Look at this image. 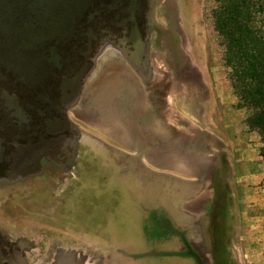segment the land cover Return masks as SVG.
I'll list each match as a JSON object with an SVG mask.
<instances>
[{
    "label": "rangeland",
    "instance_id": "obj_1",
    "mask_svg": "<svg viewBox=\"0 0 264 264\" xmlns=\"http://www.w3.org/2000/svg\"><path fill=\"white\" fill-rule=\"evenodd\" d=\"M213 5L212 0H149L146 17L151 28L149 36L152 28L169 29L170 36L175 28L173 16H177L187 42L190 71L176 73V68L187 62L184 58L176 67L174 63L180 60H171L169 53L156 58L150 52L152 65L162 77L159 79L154 73L149 83H145L120 54L117 61H109L110 56L116 58V52L108 51L101 56L92 74L96 76L100 71L99 88L94 93L88 89L83 92L90 121L77 122L89 134L116 145L115 152L123 153L121 158L118 156L120 163L95 161L96 172L89 171L85 191L75 194L68 205L56 202L55 214L51 212L56 220L0 219V227L9 241L26 237L39 248L59 247L61 251L76 248V257L83 264H116V253L120 256L117 248L143 254L127 256L131 264H196L189 255L150 253L181 248V243H173L176 238L169 236L166 226L159 223L160 214L168 219L165 211L155 209L163 204L172 223L177 227L182 225L187 238L202 247L199 233L208 239L209 220L199 233L197 223L186 227L193 220L181 211L180 202L203 188L211 168L224 165L227 171L221 174L228 190L222 195L227 192L225 196L234 218L230 231L232 257L236 264H264V223L254 231L250 220L251 216H264V163L258 157L259 136L245 131V111L234 108L235 98L220 60L221 47L210 18ZM168 69L172 84L166 79ZM181 76L185 78L182 85ZM146 86L162 90L169 87L168 120L175 128L169 129V149L164 153L167 158L162 160H137L131 154L141 147L136 141L130 142L129 136L150 130L144 127L145 121H136L132 109L134 103L152 99ZM104 109L109 121H103ZM138 140H141L139 136ZM139 163L143 164L137 167ZM151 166L160 172H152ZM93 183L98 184L92 187ZM30 208L34 213L39 212ZM221 208L215 216L217 221ZM168 237L173 238L164 239Z\"/></svg>",
    "mask_w": 264,
    "mask_h": 264
},
{
    "label": "flooded vegetation",
    "instance_id": "obj_2",
    "mask_svg": "<svg viewBox=\"0 0 264 264\" xmlns=\"http://www.w3.org/2000/svg\"><path fill=\"white\" fill-rule=\"evenodd\" d=\"M104 1L93 0L89 5L86 0L80 12H75L74 18H70L69 0H0L1 220H7L8 217H34L36 221L41 218L56 220L51 214L56 202L59 201L62 206L68 205L75 194L85 191L89 171L96 172V169H93L95 161L103 162V159H106L114 165L116 160L120 163L118 156L121 158L123 153L115 152L116 145L89 134L77 122L90 121L87 98L83 97V92L88 89L94 93L99 88L98 79L101 73L98 70L96 76L92 77V74L97 68L99 58L105 54L99 48L105 43L104 19L113 17L112 12L104 13L101 7ZM146 12L149 14L148 9ZM173 20L175 28L170 36L169 29L152 28V35L148 39L149 49L151 55L155 54L156 58L166 57L167 53L173 61L184 58L187 62L181 68H176V73L184 74V71H190L187 42L179 27L178 17L173 16ZM109 26L111 27V24ZM112 28L115 29L113 26ZM90 29L91 50L88 45ZM106 35L108 40H117L114 33ZM120 51L116 43V50H111L116 52V58L110 56L109 61H117ZM94 53V67L90 73L81 76L85 63L89 61L88 57ZM25 60L33 64L25 65ZM41 62L43 64H39ZM180 63L181 60L174 64L177 67ZM165 72L166 79L172 84L174 81L169 69ZM180 79L179 84H184V76ZM79 83L80 91L73 98ZM146 89L147 95L152 98L145 101L149 103V109L152 108L156 116L164 118L169 87L162 90L155 86H146ZM98 147L103 150L99 151ZM125 164L130 165L127 162ZM226 171L224 165L210 169L209 177L204 181L201 192L199 191L212 193L211 200L204 206L203 211L197 210L201 208V202L189 211L183 207L186 199L180 202L181 211L187 212L193 220L192 225L187 224L186 227L190 225L191 228L197 223L199 233L207 219L210 227L219 211L218 205L220 206L218 203L213 204L217 192L215 174L219 173L220 181L217 185L218 192L222 194L228 190V183L221 174ZM97 184L90 185L94 187ZM200 199L204 201L203 197ZM31 206L39 212L34 213ZM159 223L162 227L166 226L169 236L175 235L180 241L181 248L177 254L189 255L186 252L189 246L206 264H219L217 251L221 252L228 242L227 249L232 256L230 233L227 231L223 232V244L216 248L209 229L208 239L199 233L202 247H197L187 238L182 225L177 227L172 223L170 216L167 219L160 214ZM3 230L0 227V264H13L16 261L21 264H50L61 249L36 247L29 243L26 237L9 241ZM116 251L120 252V256L116 253V264H129L126 261L141 256L128 253L122 248H117ZM80 252L82 256L85 255ZM47 256L49 258H46ZM127 256L131 258L127 259Z\"/></svg>",
    "mask_w": 264,
    "mask_h": 264
},
{
    "label": "trees",
    "instance_id": "obj_3",
    "mask_svg": "<svg viewBox=\"0 0 264 264\" xmlns=\"http://www.w3.org/2000/svg\"><path fill=\"white\" fill-rule=\"evenodd\" d=\"M212 1L210 18L221 47L220 60L235 98L234 108L245 111V131L259 136L258 153L264 163V0ZM215 176L217 192L213 204L218 203L222 208L220 220L213 219L209 227L214 248L224 242L221 231L225 229L229 234L234 224L225 196L227 192L224 195L218 192L219 173ZM227 246L228 242L221 252L217 251V261L219 264H236Z\"/></svg>",
    "mask_w": 264,
    "mask_h": 264
},
{
    "label": "water",
    "instance_id": "obj_4",
    "mask_svg": "<svg viewBox=\"0 0 264 264\" xmlns=\"http://www.w3.org/2000/svg\"><path fill=\"white\" fill-rule=\"evenodd\" d=\"M86 0H69L70 7V18H74L76 15L75 12H80L83 2ZM88 4H92L93 0H87ZM149 0H110V2L104 1V4H101L104 13L112 12L113 17H109L107 19L105 17L104 24L106 25L105 30V43L99 48L107 53L111 50H116V43L120 47V55L123 59L128 63V65L144 80L145 83H149L150 76L158 74L157 78H161V73L156 71V67L152 65V59L150 55V49L148 44V39L150 35V29L146 22L147 17V6ZM111 24V27L109 24ZM115 27V29L112 28ZM114 30L116 32H114ZM114 33L117 40L107 39V35ZM92 38V30L90 29L88 35V45L91 50V40ZM96 48V46H94ZM91 54V53H90ZM96 53L90 55L88 57L89 61L85 63L81 76L87 73H90L92 68L94 67V62ZM92 59V61H91ZM33 64L32 62H28L25 60L24 64ZM96 63V62H95ZM43 64V62L39 63ZM80 83L76 89V92L73 94L76 96L80 91ZM207 191V190H206ZM204 198V201L200 199ZM212 193L205 192L196 195L195 197L186 200L183 202V207L186 210H191L194 205L201 202V208L197 209L198 212L203 211V208L208 202L211 200ZM22 247V246H21ZM72 249V247H71ZM74 250L76 248H73ZM70 251H58L55 259L50 264H83L81 262V258L76 257V250ZM189 255H192L196 261V264H206L205 261L201 258L199 254H197L194 250H192L189 246L186 251ZM154 253L153 251L150 252ZM13 264H21V262L16 261Z\"/></svg>",
    "mask_w": 264,
    "mask_h": 264
},
{
    "label": "crops",
    "instance_id": "obj_5",
    "mask_svg": "<svg viewBox=\"0 0 264 264\" xmlns=\"http://www.w3.org/2000/svg\"><path fill=\"white\" fill-rule=\"evenodd\" d=\"M133 105H134V107H132V109L134 110V116H135L136 121H145L144 127L146 129L150 128V130L148 129L146 131H139L138 134L136 131V132H134V134L132 133L129 136L130 142L136 141V142L140 143V147H141V148H135V150L139 149L137 151L132 150L131 154H133V156L138 158L137 160L145 159V160L155 161V160L166 159L167 156H164V153L167 154L168 149H169L168 148V146H169V135H170L169 129H170V126L172 128H175V126L173 124H171L168 120V104L166 105V108H165L164 118L156 116L154 110L152 108H151V110L149 109L150 105L147 102L140 101L138 103L137 102L134 103ZM113 112H114V115L116 116V110H114ZM103 121H109V115L106 113L105 109L103 111ZM113 121H116V120H113ZM158 121H162V122H158ZM148 124H151V125H148ZM156 129H158V130H156ZM149 134L151 135L150 136L151 138L146 136ZM142 135L144 137H142ZM138 136L140 137L141 140H138ZM143 148H144V150H140ZM258 157L261 159L259 153H258ZM154 167H157V166H154ZM149 168L152 170V172H154V171L160 172V171H157L156 169H154L152 166ZM251 175H253V174H251ZM254 175L256 176L257 174H254ZM199 191L201 192V190H199ZM199 191H197L196 194H194L192 197L190 196L188 199H191V198L195 197L196 195H198L200 193ZM258 196L260 197L261 195L258 194ZM188 199H186V200H188ZM155 210H157L156 212L165 211L166 215L170 216L168 209L163 204H159L158 208H156ZM184 213L188 214L187 212H184ZM263 219H264L263 215L261 217L251 216L250 220L252 222V227H253L252 229L254 231L255 230L257 231V228L259 229V227L261 225H263V223H264V221H262ZM170 236H172V235H170ZM173 237H175V235H173ZM173 237H168V238H164V239H170ZM175 238H176V239H174L175 242L173 241V243L180 242L177 239V237H175ZM179 250H180V248H178V249L172 248V249H168V250H158V251H153L154 253H152V254L157 255L160 253H168V252L177 253V251H179ZM142 255L143 254H141V256ZM126 262L131 264L130 261H126Z\"/></svg>",
    "mask_w": 264,
    "mask_h": 264
},
{
    "label": "built area",
    "instance_id": "obj_6",
    "mask_svg": "<svg viewBox=\"0 0 264 264\" xmlns=\"http://www.w3.org/2000/svg\"><path fill=\"white\" fill-rule=\"evenodd\" d=\"M259 141V140H258ZM260 143V142H259Z\"/></svg>",
    "mask_w": 264,
    "mask_h": 264
}]
</instances>
